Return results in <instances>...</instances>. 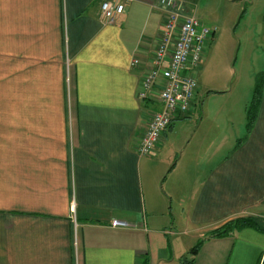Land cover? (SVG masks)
Segmentation results:
<instances>
[{"label":"crops","instance_id":"0c3cea01","mask_svg":"<svg viewBox=\"0 0 264 264\" xmlns=\"http://www.w3.org/2000/svg\"><path fill=\"white\" fill-rule=\"evenodd\" d=\"M105 1L0 0V264H261L264 231L207 237L264 216V90L252 131L246 119L245 139L218 160L215 138L202 136L186 159H162L175 125L196 122L199 92L156 153L141 155L161 107L157 90L139 94L163 12L158 0H113L125 11L105 25ZM261 36L245 117L264 73V22ZM159 164L165 196L154 190Z\"/></svg>","mask_w":264,"mask_h":264},{"label":"rangeland","instance_id":"374dc122","mask_svg":"<svg viewBox=\"0 0 264 264\" xmlns=\"http://www.w3.org/2000/svg\"><path fill=\"white\" fill-rule=\"evenodd\" d=\"M188 10L204 25L215 30L207 45L203 65L196 69L199 85V116L196 122L177 123L168 133L165 153L167 160L186 159L192 146L202 136L215 138V159L228 154L245 137V105L250 100L249 90L260 71L259 51L264 0H188ZM194 5V7H193ZM190 144L185 147L192 137ZM205 132V133H203ZM238 139H240L238 141ZM154 190L165 196L168 184L157 182L162 165L154 170ZM262 217V216H261Z\"/></svg>","mask_w":264,"mask_h":264},{"label":"built area","instance_id":"2783aa9c","mask_svg":"<svg viewBox=\"0 0 264 264\" xmlns=\"http://www.w3.org/2000/svg\"><path fill=\"white\" fill-rule=\"evenodd\" d=\"M158 3L163 21L155 51V68L144 77L139 96L146 99L157 90L161 107L153 112L138 144L137 150L144 156L155 154L171 123L191 111L199 91L195 71L203 65L207 44L215 35V30L189 12L188 0H158ZM124 11V3L105 1L100 19L105 25L114 24ZM131 65L139 66V61L133 60ZM261 218L264 222V216ZM111 225L126 227L128 223L114 220ZM261 264H264V252Z\"/></svg>","mask_w":264,"mask_h":264},{"label":"trees","instance_id":"16d2710c","mask_svg":"<svg viewBox=\"0 0 264 264\" xmlns=\"http://www.w3.org/2000/svg\"><path fill=\"white\" fill-rule=\"evenodd\" d=\"M263 90H264V73L259 74L257 76L253 96L246 108V117H247L246 136L252 131L255 122L258 118L259 110L262 103ZM245 137L241 139V141L244 140ZM248 227L264 231V223L261 219H256L254 217H240L233 219L225 223L223 226L213 230L208 235L207 238H221V237L230 236L233 233H235L237 230ZM197 251H198V246L192 250L194 254Z\"/></svg>","mask_w":264,"mask_h":264}]
</instances>
